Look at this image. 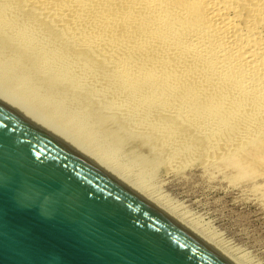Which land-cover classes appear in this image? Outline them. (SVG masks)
Listing matches in <instances>:
<instances>
[{"label": "bare ground", "instance_id": "obj_1", "mask_svg": "<svg viewBox=\"0 0 264 264\" xmlns=\"http://www.w3.org/2000/svg\"><path fill=\"white\" fill-rule=\"evenodd\" d=\"M0 95L245 264L82 143L110 127L178 162L263 137L264 0H0Z\"/></svg>", "mask_w": 264, "mask_h": 264}, {"label": "water", "instance_id": "obj_2", "mask_svg": "<svg viewBox=\"0 0 264 264\" xmlns=\"http://www.w3.org/2000/svg\"><path fill=\"white\" fill-rule=\"evenodd\" d=\"M0 264H234L0 95Z\"/></svg>", "mask_w": 264, "mask_h": 264}, {"label": "rangeland", "instance_id": "obj_3", "mask_svg": "<svg viewBox=\"0 0 264 264\" xmlns=\"http://www.w3.org/2000/svg\"><path fill=\"white\" fill-rule=\"evenodd\" d=\"M7 5L17 9L15 4ZM27 21L35 26L31 20ZM102 131L104 134L108 131L107 135L100 134L105 145L99 140L92 143V139L78 132V137L85 138L82 146L86 151L103 153L102 160L108 166L124 173L129 182L158 204L176 212L226 253L245 264H264V135L257 134L252 140H246L247 145L242 142L243 146L241 143L231 147L232 152L231 148L224 150L226 154L219 150L216 155L207 153L206 159H203L205 155L190 159L185 156L183 162H161V157L156 159L161 154L156 150L153 153H158L157 156L153 154L146 159L142 155L150 153L146 150L154 142L145 141L146 145L143 142L136 147L134 136H122L126 139L118 140L112 138L120 136L116 131L111 133L110 127ZM68 138L77 139L74 133ZM121 167L129 170L124 172Z\"/></svg>", "mask_w": 264, "mask_h": 264}]
</instances>
